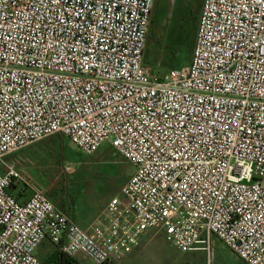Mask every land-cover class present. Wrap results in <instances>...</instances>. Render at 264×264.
Here are the masks:
<instances>
[{
  "label": "built area",
  "instance_id": "built-area-1",
  "mask_svg": "<svg viewBox=\"0 0 264 264\" xmlns=\"http://www.w3.org/2000/svg\"><path fill=\"white\" fill-rule=\"evenodd\" d=\"M154 3L0 0V264H44L46 241L124 264L151 232L264 264V0H203L191 61L163 74ZM56 135L134 169L86 229L6 159Z\"/></svg>",
  "mask_w": 264,
  "mask_h": 264
},
{
  "label": "rangeland",
  "instance_id": "rangeland-1",
  "mask_svg": "<svg viewBox=\"0 0 264 264\" xmlns=\"http://www.w3.org/2000/svg\"><path fill=\"white\" fill-rule=\"evenodd\" d=\"M203 0H155L152 29L146 46L145 65L165 73L188 64L192 52L184 45L176 20L193 10L201 14ZM178 28V29H177ZM153 30V31H154ZM183 42V43H182ZM15 161L31 184L43 190L61 211L78 220L104 209L118 195L134 169L106 144L97 153L86 155L62 136H53L6 158ZM84 223V222H82ZM39 257L45 263L42 250ZM126 264H187L188 254L179 252L161 235H148ZM55 252V250H53ZM52 252V253H53ZM76 264H92L79 258ZM125 264V263H124ZM212 264H246L218 241Z\"/></svg>",
  "mask_w": 264,
  "mask_h": 264
},
{
  "label": "trees",
  "instance_id": "trees-1",
  "mask_svg": "<svg viewBox=\"0 0 264 264\" xmlns=\"http://www.w3.org/2000/svg\"><path fill=\"white\" fill-rule=\"evenodd\" d=\"M177 21H178L177 23L178 27L181 28L183 32L182 39L184 41V45L188 46L189 50L192 52L194 48V44H195L199 17L198 15L194 14L193 10H188L187 16H183V17L181 16L178 20L175 21V23ZM155 22L156 21H153L152 19V24H151L149 33L150 32L155 33V30L152 29V25L155 24ZM145 57H146V51H145ZM191 58H192V55L190 57V61H191ZM46 260L47 261L44 264H76L77 262L75 259H71L67 257L66 255L62 254L57 249H55V252L51 253Z\"/></svg>",
  "mask_w": 264,
  "mask_h": 264
},
{
  "label": "crops",
  "instance_id": "crops-1",
  "mask_svg": "<svg viewBox=\"0 0 264 264\" xmlns=\"http://www.w3.org/2000/svg\"><path fill=\"white\" fill-rule=\"evenodd\" d=\"M155 4V3H154ZM153 12H154V9H153ZM153 18V17H152ZM57 136V135H56ZM60 136V135H59ZM105 146V145H104ZM30 192H26V197L25 198H28L30 196ZM107 205V204H106ZM105 205V207H106ZM104 207V209H105ZM59 209V208H58ZM102 208H100V211H98L97 215L95 214L94 216H91V217H84L82 220L83 221H80L78 220L76 217H74L73 215H71L70 213H68L67 211H63L64 213H66L67 215L70 216V218L75 221L79 226H81L82 228L86 229L88 228V226L93 222V220L103 212V210H101ZM60 210V209H59ZM84 222V223H82ZM149 235H152V236H160L165 240L164 236L162 234H156L154 232H151ZM147 239V236L145 238H143L139 244V246L143 243L144 240ZM166 241V240H165ZM167 242V241H166ZM213 245H214V248L216 247V245H218V241L214 239L213 241ZM134 249V251L129 254L125 260H124V263H128L129 262V259L130 257H132L131 255L135 254V253H139L142 254V252H138V248ZM172 246V245H171ZM42 248L44 247L45 249L42 250V256L43 258L46 260L49 255L53 252V250L57 249L50 241H46L45 243L42 244L41 246ZM40 247V248H41ZM40 250V249H39ZM39 254V252H38ZM183 254H188L189 255V258H187L189 260V262L187 264H207V254L206 252L202 251V250H199V251H192V252H188V253H183ZM40 258V257H39ZM80 258V257H79ZM78 258V259H79ZM41 259V258H40ZM77 260V259H75ZM42 261V260H41ZM43 262V261H42ZM44 263V262H43Z\"/></svg>",
  "mask_w": 264,
  "mask_h": 264
}]
</instances>
